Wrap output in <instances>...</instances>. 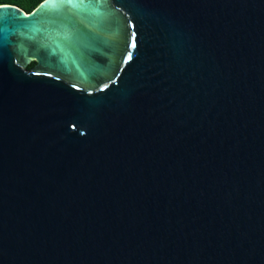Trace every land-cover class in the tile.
<instances>
[{"label": "water", "instance_id": "obj_1", "mask_svg": "<svg viewBox=\"0 0 264 264\" xmlns=\"http://www.w3.org/2000/svg\"><path fill=\"white\" fill-rule=\"evenodd\" d=\"M0 9V264H264V0Z\"/></svg>", "mask_w": 264, "mask_h": 264}, {"label": "trees", "instance_id": "obj_2", "mask_svg": "<svg viewBox=\"0 0 264 264\" xmlns=\"http://www.w3.org/2000/svg\"><path fill=\"white\" fill-rule=\"evenodd\" d=\"M43 0H0V4H13L16 5L27 13L32 12ZM33 62L30 66L34 65Z\"/></svg>", "mask_w": 264, "mask_h": 264}, {"label": "snow or ice", "instance_id": "obj_3", "mask_svg": "<svg viewBox=\"0 0 264 264\" xmlns=\"http://www.w3.org/2000/svg\"><path fill=\"white\" fill-rule=\"evenodd\" d=\"M64 2L72 3V0H64ZM0 10H3V9H0ZM20 15L22 16L23 14L21 13ZM33 15H36V14L33 13ZM133 36H135V33H133ZM131 47H132V48H135V47H136V41H135V39L132 40ZM132 58H133V57H132V53L129 52V53H128V60H131Z\"/></svg>", "mask_w": 264, "mask_h": 264}]
</instances>
